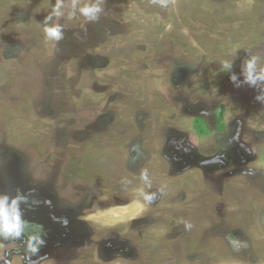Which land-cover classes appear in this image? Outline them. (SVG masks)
Listing matches in <instances>:
<instances>
[{
	"label": "rangeland",
	"instance_id": "rangeland-1",
	"mask_svg": "<svg viewBox=\"0 0 264 264\" xmlns=\"http://www.w3.org/2000/svg\"><path fill=\"white\" fill-rule=\"evenodd\" d=\"M100 2L95 21L54 17L63 38L52 41L44 18L56 0H0V193L28 195L24 218L46 239L88 205L91 242L104 223L140 237L136 264H147L153 238L175 264H264V103L241 75L251 55L264 67V0ZM168 135L195 164L229 149L231 163L178 170L163 154ZM168 182L183 198L166 204L169 222L132 223L146 216L140 190ZM86 185L98 208L83 203ZM20 243L0 240V257L22 264ZM75 248L63 258L83 264L88 250Z\"/></svg>",
	"mask_w": 264,
	"mask_h": 264
},
{
	"label": "flooded vegetation",
	"instance_id": "flooded-vegetation-1",
	"mask_svg": "<svg viewBox=\"0 0 264 264\" xmlns=\"http://www.w3.org/2000/svg\"><path fill=\"white\" fill-rule=\"evenodd\" d=\"M107 117V116H106ZM133 140V139H132ZM132 140L128 143L131 144ZM182 138L179 140H176L172 138L171 135H168L165 138L164 142V148H163V154L170 157V154L173 155V161L175 162V165H172L178 170H184L186 168H189L191 166H198L200 167V170H202L205 167H214V166H220L222 168H226L231 163V154H233V150H222L220 152H217L207 158L200 159L197 158L199 163L195 164L194 160H191L189 154L187 153V150H184V147H182ZM138 141L133 144L132 148L130 149V154L132 156V153L134 156L135 154H138L137 150ZM136 158V157H135ZM134 159V158H132ZM214 159L215 161L211 163H203L205 160ZM135 167V166H134ZM212 180L209 182H214L213 177L211 176ZM89 180H86L88 182ZM195 184V183H194ZM196 185V184H195ZM212 183H209V187ZM179 186H181L179 184ZM86 194L84 195L85 199H83V203H91L92 206L98 208V206L95 204L97 201L99 202L102 198V196H95L94 194H91L89 192V188L86 185ZM88 189V190H87ZM175 190L173 191V185L168 182V185H165L162 189L157 188L152 191L151 194L153 195V198L151 202H145L142 201L143 204H145L147 210H146V216H142L139 218H133L132 223H140L141 225L144 224H155L157 223L160 225L163 222L162 216H166L165 222H167L169 219V215L171 214L169 211L176 213L173 207L169 208L166 206L167 203L176 202V200L183 199L181 198V195L178 196L175 193ZM196 195V194H195ZM194 196V195H193ZM193 196H191L193 198ZM83 197V198H84ZM105 197V196H104ZM196 197V196H195ZM194 200V199H193ZM45 202V201H44ZM46 203V202H45ZM183 203V202H181ZM101 204L105 203H99V208H101ZM86 206V205H85ZM84 208V212H80V210H76L77 217L74 216L75 219L73 220L72 217L69 216V218L65 217L64 219L67 220V222H70L72 224H69L68 226L64 225V228H60V220L58 221L59 227L50 231L49 234H51L50 238H47L44 236L46 243L44 246L40 248V251L37 256L32 257L33 260L36 261V264H43L46 261H54L53 264H70V262L73 260L63 258L66 255L77 256L76 248L79 247H85L87 248L88 252L83 253L82 258H79L78 262H82L83 264H89L87 262L88 258L87 256L93 255L94 259H96L97 264H116L120 262L121 260H126V262L131 264H136V261L138 262L141 258L140 254V247H141V239L140 237L131 239L128 238L123 233H120V230L115 228H104L106 223H104L102 226H100V229H103L104 232L101 233L98 238L91 242L93 240L92 236L95 234V229L93 228L91 223L90 215H92L93 211H90L92 208ZM39 207H44L46 209V206L40 205ZM76 208V207H75ZM73 208V209H75ZM46 214H50V212H47L46 210L42 212V216H46ZM61 219V218H60ZM63 220V219H62ZM169 222V221H168ZM143 223V224H142ZM173 222L172 224H174ZM79 225L80 227H77ZM30 226V224H29ZM31 227H29V232L25 234L24 237L20 239V247L19 252L22 255L21 262L22 264H28V261L25 259L29 253L26 249L25 240L27 238V235L30 234L32 230H30ZM148 227L146 226V229ZM40 226H35V230H39ZM142 228L139 227V230ZM196 229V228H195ZM57 231V232H56ZM106 231V232H105ZM139 232V231H138ZM184 231H179L177 235L183 234ZM173 232L172 234H174ZM167 236H170V233H168ZM192 236V235H191ZM197 237V234L194 235ZM132 240V242H130ZM153 242L148 245L149 247V257L146 260L147 264H175L172 263L170 260L169 255V246H167L166 243L159 241L157 238L152 239ZM10 252L8 255L12 256V250H9ZM168 252V253H167ZM167 253V254H166ZM166 254V256H165ZM52 257V258H51ZM78 257V256H77ZM71 260V261H70ZM8 261V260H7ZM140 262V261H139ZM119 264V263H118Z\"/></svg>",
	"mask_w": 264,
	"mask_h": 264
},
{
	"label": "clouds",
	"instance_id": "clouds-1",
	"mask_svg": "<svg viewBox=\"0 0 264 264\" xmlns=\"http://www.w3.org/2000/svg\"><path fill=\"white\" fill-rule=\"evenodd\" d=\"M103 11L100 0L94 3H86L80 5L79 0H70L66 3L65 0H56L52 7L51 13L44 18L45 36L52 41H59L63 38V27L59 23L50 24L49 22L55 17L57 20L67 15L69 19L82 16L86 21H95L98 19L99 14ZM261 57L251 55L245 62L241 69L243 77L242 82L251 87H259L261 93L255 96V99L264 103V67L259 66ZM225 70H230L232 67L231 62H226L223 65ZM230 80L238 87L241 82L237 81L236 75H230ZM141 179L144 183L150 186L148 174L145 171ZM140 196L145 202H151L154 194H146L143 189L140 190ZM32 203H36L33 201ZM29 204V196L17 190L15 194L0 193V240H20L29 232V224L24 218L23 205ZM63 224H67V220H62ZM47 233L40 226L39 230H33L27 235L25 240L26 249L29 255L25 257L28 264H36L32 257L37 256L40 248L45 245L46 241L43 238ZM0 264H8V261L0 257Z\"/></svg>",
	"mask_w": 264,
	"mask_h": 264
},
{
	"label": "water",
	"instance_id": "water-1",
	"mask_svg": "<svg viewBox=\"0 0 264 264\" xmlns=\"http://www.w3.org/2000/svg\"><path fill=\"white\" fill-rule=\"evenodd\" d=\"M213 161H215L214 159H209V160H205V161H203V163H211V162H213Z\"/></svg>",
	"mask_w": 264,
	"mask_h": 264
},
{
	"label": "bare ground",
	"instance_id": "bare-ground-1",
	"mask_svg": "<svg viewBox=\"0 0 264 264\" xmlns=\"http://www.w3.org/2000/svg\"><path fill=\"white\" fill-rule=\"evenodd\" d=\"M124 216V215H123Z\"/></svg>",
	"mask_w": 264,
	"mask_h": 264
}]
</instances>
